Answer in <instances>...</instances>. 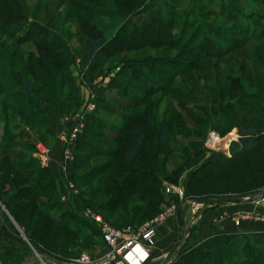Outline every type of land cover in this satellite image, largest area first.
Listing matches in <instances>:
<instances>
[{
  "label": "rangeland",
  "instance_id": "1",
  "mask_svg": "<svg viewBox=\"0 0 264 264\" xmlns=\"http://www.w3.org/2000/svg\"><path fill=\"white\" fill-rule=\"evenodd\" d=\"M111 25L104 57L87 59L86 39ZM22 77L33 81L36 103L19 93ZM49 115L63 118L67 140L75 132L76 138L63 184L26 197L24 219L14 218L33 252L27 223L52 224L65 214L72 226L86 227L90 209L116 228L139 227L175 206L157 226L153 263L160 229L179 214L173 247L161 264H264L257 248L240 244L234 254L231 236H224L243 232L237 209L243 203L191 204L263 192L264 176L255 170L264 167L263 153L233 177L186 194L198 168L241 149L239 124L264 126V0H0V142L4 135L12 139L6 153L0 146V159L8 155L32 179L34 170L48 167L37 144L50 154L57 139L47 130ZM159 123L168 126L165 145L158 143ZM136 128L147 134L141 172L125 170L122 162ZM226 142L227 150H219ZM118 168L124 177L116 180ZM109 180L119 189L135 181L142 190L155 180L162 204L150 209L129 191L126 203L112 209ZM170 185L184 192L171 196ZM92 234L69 232L74 246L63 263L82 254L104 258L108 248Z\"/></svg>",
  "mask_w": 264,
  "mask_h": 264
},
{
  "label": "trees",
  "instance_id": "2",
  "mask_svg": "<svg viewBox=\"0 0 264 264\" xmlns=\"http://www.w3.org/2000/svg\"><path fill=\"white\" fill-rule=\"evenodd\" d=\"M112 27V25L105 27L102 30L103 34L90 36L86 39L84 51L87 59L92 60L104 57V45L107 41V35L111 34L109 30H111ZM156 64L158 65L157 62ZM18 91L19 93L26 95L32 102L36 103L39 100L38 93L34 89L33 81L30 78L22 77L19 80ZM62 109L63 107H61V110ZM157 129L158 143L160 145H165L168 141V126L164 123H159L157 125ZM47 130H49L50 133L53 132L50 127H48ZM238 131L240 135L241 149L232 155V158L214 155L215 159L210 162H206L203 166L198 168L195 171L197 177L190 175L191 184L189 189H187V195L195 194L196 189L202 191V188H204L205 185L206 187L212 186L217 180L221 181L233 177V175L239 172L242 168L249 167L252 163H255L253 162L254 157L260 156L262 153L264 154V152L261 151L264 149V142H262V137L264 136L263 125L239 124ZM11 140L12 139L8 138L6 135L1 138L2 142H0V144L2 143V145L0 146L2 147V153H6L9 148V144L12 142ZM146 143V132L136 128L132 132L129 144L123 152L122 162L125 170L141 172L138 166L139 154L144 149ZM255 166L257 167L255 169L256 172L259 175L264 176V167H260L258 164ZM5 168L6 170H3ZM35 171H37L36 178L32 179L33 177H31V174L23 170L22 167L16 163V161L11 162V158L8 155L0 159V198L3 200V197L6 196L4 197L6 198V201H3L6 202V208L9 210L13 218L17 220V222H19L22 218L23 208L28 205L26 197L30 196L31 198H35L42 192L46 194L47 192L56 190L57 183L53 177L52 170L49 167L40 166L38 170H34V172ZM123 177L124 172L122 169H116L115 179L118 180ZM193 177L195 180H193ZM146 181H148V179ZM26 182H29V184ZM134 183L135 181L131 182V184H129L126 188L119 189L113 180H109L112 198L116 200L113 201V204H110L111 208L114 209L119 205L126 203L123 200L124 193H128L130 191L135 195L138 194L143 201H146L148 208L156 210L159 209L162 204L163 196L162 194H159L158 190H156L155 180H150L147 183L149 186L143 190L142 187H140V183H137L136 186ZM262 185L263 184L260 186ZM209 200L214 201V198ZM155 214H157V212ZM65 217V214H62L60 218L54 220V222L52 221V224H49V222L46 224L44 222L36 221L32 222L33 225L30 226V223H27L28 227L24 228L26 237L31 241L34 248L43 257V259H49L54 262H64L67 260L63 255L67 254L68 250L74 246V244H69L70 239L67 236L69 232H89V230H92L93 237H95V234H98L100 238L102 237L98 226L93 221L85 220L84 225L86 227L72 226V224L66 221L67 219ZM22 219H24V217ZM40 226H42L41 229L38 228ZM224 236H231L230 239H228V243H232V252L234 254L238 252L240 244L241 246H246L249 243L252 247L258 249L260 256H264V232L243 231L239 234ZM212 245L213 244L210 246ZM187 250L188 249L185 251ZM252 254L253 251H251L250 254H247L246 257H251ZM181 258H183V256ZM214 259L217 260L218 258ZM209 262L210 261L206 264H209ZM173 264H178V260H175ZM197 264H200V262Z\"/></svg>",
  "mask_w": 264,
  "mask_h": 264
},
{
  "label": "crops",
  "instance_id": "3",
  "mask_svg": "<svg viewBox=\"0 0 264 264\" xmlns=\"http://www.w3.org/2000/svg\"><path fill=\"white\" fill-rule=\"evenodd\" d=\"M49 127L55 132L57 139H54L50 146L51 153L48 156L47 165L52 170L57 185L63 184V178L70 173V162L64 160V149L66 137L63 135L65 125L63 118H54L52 115L46 117ZM64 125V126H63ZM241 212V231L264 232V198L245 202L237 207ZM180 216L176 214L167 225L160 229V237L156 249L153 264H161L160 260L172 249L177 229L180 225ZM26 238L21 234L19 225L6 208L5 202L0 199V264H59L49 259H43L36 251L28 248ZM102 249H105L104 246ZM103 251V250H102ZM67 264V263H66Z\"/></svg>",
  "mask_w": 264,
  "mask_h": 264
},
{
  "label": "built area",
  "instance_id": "4",
  "mask_svg": "<svg viewBox=\"0 0 264 264\" xmlns=\"http://www.w3.org/2000/svg\"><path fill=\"white\" fill-rule=\"evenodd\" d=\"M75 138L76 132L71 135L69 140H65L63 153L65 162H71L72 160L70 146L71 141L75 140ZM37 154L42 160H48L49 150L41 143H38ZM183 192L182 188L175 185L166 187V193L171 196H179ZM174 209L175 206L169 212L161 213L139 227L129 225L123 228L112 226L102 216L87 209L84 212V216L98 226L108 252L104 258L98 260L88 254H82L68 264H153L152 248L155 244L157 226L165 221Z\"/></svg>",
  "mask_w": 264,
  "mask_h": 264
},
{
  "label": "water",
  "instance_id": "5",
  "mask_svg": "<svg viewBox=\"0 0 264 264\" xmlns=\"http://www.w3.org/2000/svg\"><path fill=\"white\" fill-rule=\"evenodd\" d=\"M264 198V191L263 192H259V193H255L254 195L248 197V198H243V197H233V198H214V201L219 202V203H245V202H252L258 199ZM209 199L208 198H201V199H195L193 200V202H191V204H203L208 202ZM186 233H187V229L185 230V236L186 237ZM39 254V253H38ZM40 255V254H39ZM59 264H66L63 263L61 261H58ZM170 264V263H168Z\"/></svg>",
  "mask_w": 264,
  "mask_h": 264
},
{
  "label": "bare ground",
  "instance_id": "6",
  "mask_svg": "<svg viewBox=\"0 0 264 264\" xmlns=\"http://www.w3.org/2000/svg\"><path fill=\"white\" fill-rule=\"evenodd\" d=\"M214 141H215V139H214ZM214 141L212 142V143H214ZM213 145V144H212ZM227 145H228V143L226 142V143H219V150H221V151H226L227 150ZM214 148V147H213Z\"/></svg>",
  "mask_w": 264,
  "mask_h": 264
}]
</instances>
